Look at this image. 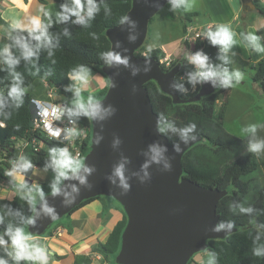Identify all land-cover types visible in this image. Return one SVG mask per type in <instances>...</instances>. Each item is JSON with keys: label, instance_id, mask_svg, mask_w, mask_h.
Returning a JSON list of instances; mask_svg holds the SVG:
<instances>
[{"label": "clouds", "instance_id": "9594fccd", "mask_svg": "<svg viewBox=\"0 0 264 264\" xmlns=\"http://www.w3.org/2000/svg\"><path fill=\"white\" fill-rule=\"evenodd\" d=\"M102 5L105 16H111L112 10L106 0H62L54 12L45 5L38 4L27 24L19 18L11 20L0 34V72L7 75V82L3 78L0 79V85H3L0 87V127L12 118L14 111H18L24 105L27 91L25 75L17 70L21 64L31 66V69H34L31 74L40 76L41 54L46 53L50 62L55 64L56 61L52 57L55 55V49L60 46V37L70 39L72 25L90 27L100 13ZM167 5L168 10L174 14L180 10L191 11L194 6L193 0H167ZM56 25L64 26L62 32L52 31ZM118 25L128 26L129 42L134 43L139 38L138 33L133 34L137 28V21L132 20L130 15H121ZM239 35L246 49L264 54V35L254 32H241ZM93 36L95 37L94 33ZM202 36L216 49L215 59L213 60L203 49L194 52L190 50L186 54V60L191 67L184 72L181 80L174 78L169 84V88L179 95H187L190 89L195 90L197 86L202 87L205 84L216 90L229 89L245 80V74L240 68L230 67L235 62L234 57L237 56L234 50L237 43L236 33L231 26L226 23L209 24ZM120 46V42L116 41L115 48ZM124 52H127V49H124ZM99 59L108 67L130 66L129 58L115 51L114 48L99 53ZM149 70L150 65L144 69L145 72ZM138 72L139 69L132 66L131 74L135 76ZM51 74V70H48L41 78L46 80ZM90 74L91 68L85 64H79L69 70L66 76L69 83L63 90L65 93H71V97L62 106L51 110V114L57 119L66 121L65 127L57 128L52 132L51 126L45 125L51 134L57 136L63 134V139L59 143L48 148L47 157L43 162L42 171L51 173V178L47 181L48 192L46 193L40 184L26 179L37 167L31 157L21 153L10 160V167L5 175L10 178L8 183L15 187L20 200L27 206V211L10 203L0 204V264H53L50 258L54 253L37 239L35 232L30 229L38 228V221L41 219L53 220L59 215L56 206L49 202V196L60 198L62 206L68 208L81 195L82 188L91 190L93 187L89 177L97 171L95 164L89 165L84 158L74 154L65 144V141L78 137L81 118H88L100 125V133L96 134L94 141L99 146L104 140L102 135L104 122L116 114L117 109L112 104L105 105L94 95H89L87 98L82 95L83 89L89 84ZM136 90V85H132V91ZM33 104L38 109L37 115L47 120L50 115L49 109L41 108L40 102L36 100H33ZM15 130L19 131L20 125L17 124ZM260 130H264V123H248L241 127L242 136L247 137L246 153L264 154V137L258 135ZM156 131L158 134L170 133L177 137V142L172 144V151L175 154L183 152L182 145L197 140L196 123H188L180 127L163 113L157 116ZM121 144V138L114 133L111 148L119 153V158L112 165L110 173L104 177L112 187L120 190L121 195H126L131 190V182L134 179L140 184L150 182L152 179L150 169L153 165L158 166L162 172L172 171L174 156H169V148L166 144L158 140L149 143L139 153L143 157V162L135 170L129 167L132 161L121 151ZM18 173L21 175L17 182ZM230 208L238 209L241 215L249 217L248 224L252 230V255L264 257V223L257 219L264 215V209L252 205L245 206L237 200L231 202ZM236 227L233 220H219L210 231L229 235ZM204 264H219L218 253L208 250Z\"/></svg>", "mask_w": 264, "mask_h": 264}, {"label": "water", "instance_id": "95a60500", "mask_svg": "<svg viewBox=\"0 0 264 264\" xmlns=\"http://www.w3.org/2000/svg\"><path fill=\"white\" fill-rule=\"evenodd\" d=\"M242 1L243 4H251V0ZM166 4L167 0H131V7L126 14L137 21L133 34L138 33L139 38L134 43L128 40L130 32L127 25L117 24L106 29L110 49L114 48L127 56L130 66L103 65L101 68L108 78V87L99 99L105 105L112 104L117 111L111 119L104 122V140L99 146L94 141L96 134L100 133V125L90 119V147L83 158L86 163L95 164L97 168L96 173L89 177L93 187L91 190L82 188L81 195L68 208L62 206L60 198L49 196V202L56 206L59 215L53 220L38 221L39 227L30 229L35 235L43 234L53 222L71 213L83 200L102 195L115 199L127 217L121 233L120 247L114 258L117 264H187L193 254L207 248V240L227 236L210 231L219 220L217 203L226 195L227 190L203 186L183 175L182 155L202 137L197 135L196 141L182 145L184 149L181 154H175L168 137L156 131L158 115L152 108L144 84L150 80L155 81L160 91L169 95L174 104L197 102L216 89L205 84L193 96L182 98L169 88L181 69L180 62L164 70L157 59L135 55L145 40L150 18ZM116 41L120 42V48H115ZM148 65L150 70L145 72ZM132 66L139 69L135 76L131 74ZM132 85H136L135 92L132 91ZM29 125H33L32 119ZM114 133L121 138V151L131 159L129 167L133 170L138 169L143 162V157L139 154L141 150L158 140L168 146L169 156H174L172 171L162 172L158 166L153 165L150 169V182L140 184L134 179L131 190L126 195H121L120 190L112 187L104 178L119 158V153L111 148ZM235 230L236 228L233 232Z\"/></svg>", "mask_w": 264, "mask_h": 264}, {"label": "trees", "instance_id": "16d2710c", "mask_svg": "<svg viewBox=\"0 0 264 264\" xmlns=\"http://www.w3.org/2000/svg\"><path fill=\"white\" fill-rule=\"evenodd\" d=\"M38 1L45 3V0ZM254 1L259 11L264 14V8L258 4L257 0ZM56 2L60 4L62 0H56ZM106 2L112 10L111 16H105L102 5L100 13L90 27L72 25L70 26L72 37L70 39L63 36L60 37V46L55 49V55L52 57L56 61L55 64L50 62L46 53L41 54L40 76L31 74L34 71L31 66L21 64L17 70L25 75L26 88L35 79H42L41 77L46 71L51 70L52 74L46 80H42L46 83L47 89H53L55 101H64L66 103L71 97V93H65L63 90L64 86L69 83L66 77L67 73L71 68L79 64H85L91 68L92 72H97L105 78L106 84L99 91L97 98L103 97L108 87V78L101 71L104 64L99 59V53L110 50V42L105 31L107 28L117 25L120 16L125 15L131 7V0H106ZM165 6L168 5L166 4ZM197 14V11L183 13L182 35L185 34L192 18ZM151 20L152 17L149 21ZM0 24L7 27L9 22L0 17ZM63 27V25H56L52 31L60 33ZM237 32L240 34L245 31L242 28H238ZM181 45L182 51L174 63L167 68L164 67L163 63H160L164 70L173 67L178 62L184 65L185 67L181 66L180 71L177 73V80H181V75L191 67L186 60V54L190 50L194 52L203 49L213 60L215 59L216 49L204 39L197 38L191 42L183 39ZM160 49L158 47L150 49L145 53V56H151L160 61ZM141 50H143V45L136 50L135 55L142 56ZM249 70L251 79L264 93V57L250 65ZM2 78L7 82L6 73L0 72V79ZM2 86L0 85V87ZM144 86L147 88L152 108L157 115L163 113L180 127L193 122L197 125V135H200L202 139L183 153L181 160L183 175L203 186L227 190L226 195L218 201L216 211L219 214V220L235 221L236 230L223 239L207 240L208 246L206 249L214 250L218 253L219 264H264V257H255L251 252L252 230L248 224L249 217L241 215L238 209L233 210L230 208L233 200L242 203L249 190L254 186L253 177L258 170V162L256 154L246 153L247 140L227 132L222 126V117L221 119L215 118L218 93L219 91L226 92L228 89L215 90L213 93L203 96L197 102L174 104L169 95L160 91L155 81L150 80ZM198 89L199 86L195 90L190 89L187 95L180 96L188 98L193 96ZM82 93L88 94L86 90H83ZM31 99L32 96L26 91L23 107L18 111H14L12 118L5 121L4 126L0 127V157L6 159L0 164V180L4 178L3 172L4 168L7 167V159L10 160L13 156L19 155L16 149L13 148L16 139H26L32 134L37 135V138L43 142L42 147L38 151H34L29 146L22 152L31 157L32 162L40 168H42L43 162L47 157L48 148L60 142L55 139L47 140L37 131L34 132V128L29 125V121L32 118ZM79 123L88 127L87 137L81 146L80 157H82L84 150L90 143L91 123L88 118H81ZM17 124L20 125L19 131L15 130ZM165 135L171 144L177 142L176 136L170 133ZM262 167L264 169V162ZM36 183L40 184L46 193L48 192L47 182ZM254 193L253 200L249 205L264 209V185L254 189ZM97 197L99 196L83 200L71 212ZM8 203L27 211V206L20 200L18 194L11 199L0 198V204ZM257 219L264 223V215L259 216ZM126 220L127 217L123 211L122 219L115 224L104 242H99L93 247V251L103 257L116 255L120 247L121 233Z\"/></svg>", "mask_w": 264, "mask_h": 264}, {"label": "crops", "instance_id": "0c3cea01", "mask_svg": "<svg viewBox=\"0 0 264 264\" xmlns=\"http://www.w3.org/2000/svg\"><path fill=\"white\" fill-rule=\"evenodd\" d=\"M199 1L204 13L200 15L197 11L198 14L192 18L189 25L193 26L195 30L204 31L209 24H229L236 33L235 39L237 41L234 49L237 52V56L234 57L235 62L232 67L240 68L245 74V80L240 85L248 84V80H250L251 89L257 95L264 98L262 90L251 79V72L249 70V66L263 58L264 54H257L251 49H246L237 32L238 28H242L245 32L264 35V14L256 7L254 0H251V4L249 2L243 4L242 0ZM257 2L264 8V0H257ZM38 4L45 5L53 12L59 5L56 0H45V3H41L38 0H0V17L8 21L9 24L13 18H19L27 24L29 17L35 12ZM200 16H205L206 19L202 20ZM5 28V26L0 24V34L3 33ZM183 37L184 34L181 36V39ZM174 45L169 44L167 45L168 47L161 45L160 48L166 50L167 48L174 47ZM39 80L47 88L44 80ZM105 84L106 80L101 74L91 71L89 84L84 89L96 87L100 91ZM233 90V88H229L226 92L219 91L216 100V107L218 106L221 109L219 115L227 114L228 96L232 94ZM33 98L42 99L40 93L38 96H32ZM6 165L7 167L4 168L3 172L4 178L0 180V198L11 199L18 193L15 187L8 183L10 178L5 173L8 171L10 163L7 162ZM20 175L19 173L17 174V182ZM27 178L32 183L47 182L51 178V173H44L42 168L35 167ZM111 198L102 195L94 198L65 215V219L50 226L43 234L36 235V238L46 244L54 253L50 258L53 264H108L109 257L102 256L98 258L92 256V253L93 247L99 242H104L115 224L123 217L121 205Z\"/></svg>", "mask_w": 264, "mask_h": 264}, {"label": "rangeland", "instance_id": "374dc122", "mask_svg": "<svg viewBox=\"0 0 264 264\" xmlns=\"http://www.w3.org/2000/svg\"><path fill=\"white\" fill-rule=\"evenodd\" d=\"M193 5L194 6L191 11L196 10L199 12L200 15L204 13L199 0H193ZM168 7L169 6H163L158 12L155 13V15L152 17V20L148 22L147 34L142 44L143 50H141V54H145L148 52L149 49H153L156 47L160 48L161 45L166 47L169 44H175L174 47L169 49L167 48L168 50H163L162 48L160 49V62H163L165 68L169 67L172 63H174L182 51L181 44L184 38L183 37L181 39L183 33L182 26L184 23L182 15L183 13H186L185 11L180 10L174 14L168 10ZM200 18L202 20L206 19L205 16H200ZM248 81V84L246 83L233 87L234 90L232 94L228 96L226 115H219L221 109H219L218 106L215 108V118L221 119L222 117L221 122L223 128L227 132L245 140H247V137L242 136L241 134L242 126H245L248 123L255 122L264 123V98L262 96L257 95L256 92L251 89L250 80ZM27 91L30 93L31 96H38L40 93L42 99L50 100V98L46 94L48 89L42 84L41 80L39 79H35L27 87ZM86 91L88 92V94L82 93L85 98H87V96L89 95H94L96 97L99 96V90L96 87L93 89H87ZM258 135L264 137V130H260L258 132ZM89 147L90 143L84 150L83 156L81 158H83L84 155L88 152ZM257 162L258 170L255 176L253 177L254 188L252 187V189L249 190V193L243 199L242 203H244L245 206L249 205L252 202L255 194L254 189H257L258 187L264 185V169L262 167V163L264 162V154L257 155ZM65 217L66 216L64 215L59 220L53 222L52 225L65 219ZM207 251L208 249H205L193 254L188 263L204 264V261L207 258ZM114 258L115 255H109L108 264H117Z\"/></svg>", "mask_w": 264, "mask_h": 264}, {"label": "built area", "instance_id": "2783aa9c", "mask_svg": "<svg viewBox=\"0 0 264 264\" xmlns=\"http://www.w3.org/2000/svg\"><path fill=\"white\" fill-rule=\"evenodd\" d=\"M202 33H203V30H195V28L193 26L189 25L187 27V31L185 32L183 39L190 41V42L194 41L197 38L203 39ZM183 75H181V79L183 78ZM47 95L50 98V100L36 99V98L31 99V110H32V118L31 119L33 120L32 127L35 130L34 132L37 131L38 133L43 135L47 140L55 139L57 141H61L63 139V134L61 133V135H59V136L53 135L50 133V130L45 127V125L46 124L50 125L52 132H54L57 128L63 129L65 127L66 121L62 122V119H57L56 116L51 114V110L53 108L62 106L65 102L64 101H55L53 90L48 89ZM33 100L39 101L41 108H48L49 109L50 115L47 118V120H44L40 116L37 115L38 109H37L36 105L33 104ZM78 131H79L78 137L65 141V144L69 147V149L74 154L81 156V151H82L81 146L83 144V141L87 137L88 127L82 126L79 123ZM42 145H43V142L39 138H37V135L31 134L26 139H23V138L22 139H16L14 142L13 148L16 149L18 154H21L26 147L30 146L34 151H38L42 147ZM86 146H87V144H86ZM10 160L7 159V162L10 163ZM2 161H6V159L0 157V164ZM57 233L59 234L58 231H57ZM92 256L98 257V258L102 257L101 254L94 252V251L92 253Z\"/></svg>", "mask_w": 264, "mask_h": 264}, {"label": "flooded vegetation", "instance_id": "af4514ba", "mask_svg": "<svg viewBox=\"0 0 264 264\" xmlns=\"http://www.w3.org/2000/svg\"><path fill=\"white\" fill-rule=\"evenodd\" d=\"M218 90V89H217Z\"/></svg>", "mask_w": 264, "mask_h": 264}]
</instances>
